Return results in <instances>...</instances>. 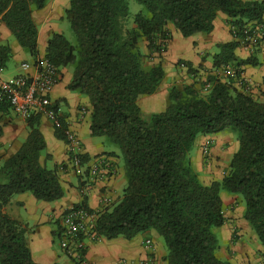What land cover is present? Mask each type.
Returning a JSON list of instances; mask_svg holds the SVG:
<instances>
[{
	"label": "trees",
	"instance_id": "16d2710c",
	"mask_svg": "<svg viewBox=\"0 0 264 264\" xmlns=\"http://www.w3.org/2000/svg\"><path fill=\"white\" fill-rule=\"evenodd\" d=\"M137 1L144 10L129 21L128 0H70L66 14L77 41L55 32L45 53L60 73L73 66L68 87L88 96L92 135L110 138L125 160L123 195L98 210L94 231L98 237L132 239L156 230L167 249V264H233L217 254L214 229L226 221L222 191L242 194L244 217L264 246V102L216 72L205 80L173 85L167 106L149 116L143 114L139 101L156 93L166 77L163 60L146 67L144 59L163 57L172 38L171 24L183 36L209 33L223 12L237 38L219 45L213 58L215 70L231 65L241 72V65H256L255 56L240 60L236 49L246 25L264 22V0ZM45 4L46 0H0V21L35 60L39 28L33 10ZM9 56L10 47L0 45V67H5ZM179 62L196 74L193 64ZM206 84L210 87L203 93ZM7 107L3 104L2 110ZM51 107L56 112V105ZM57 118L56 133L66 140L67 122ZM27 120V140L0 166V264H42L32 256L27 224L4 210L12 197L31 192L39 200L54 201L65 195L58 166L50 169L41 162L46 141L39 116ZM223 131L237 133L238 149L224 177L205 184L192 163L194 141L200 134ZM56 235L60 241L62 232Z\"/></svg>",
	"mask_w": 264,
	"mask_h": 264
},
{
	"label": "crops",
	"instance_id": "0c3cea01",
	"mask_svg": "<svg viewBox=\"0 0 264 264\" xmlns=\"http://www.w3.org/2000/svg\"><path fill=\"white\" fill-rule=\"evenodd\" d=\"M69 4L70 0H46L44 7L33 10V18L36 23L40 24L38 26L39 57L45 56L52 31L63 34V29L53 20L63 19ZM169 28L173 38L176 29L172 24L169 25ZM13 35L7 24L0 21V45L10 47V56L5 67L12 60H20V69L13 75L17 76L23 73V63H33L35 59L20 45L17 39L12 38ZM192 36L195 38L194 45L200 48L195 55L179 60H185L193 64L202 73L204 78L201 79L205 80L208 74L215 73V67L213 60L208 59V53H204L201 48L211 50L216 48V51H213L211 55L212 59L220 51L217 46L234 39L227 21V15L219 12L215 20V27L211 32L198 33ZM168 47L164 53L165 61L163 62L166 68V77L160 90L141 97L139 101L145 116L159 112L158 108L160 106H167L169 91L173 84L180 86L200 79L193 78V74L186 71V66L177 64L179 60L167 59ZM236 55L240 60L246 59L250 55L255 56L257 64L241 65V72L242 76L249 80L251 84L250 89L246 92L255 99L264 102V44L257 45L253 51L244 44H240L236 49ZM166 61H169L171 67L167 66ZM34 71V68L28 70L29 73ZM72 77L73 72L69 67L61 69L59 81L51 93V105H56L57 117L64 118L68 128L81 138L82 155L89 157V161L97 156H105L111 165L112 171L106 180L90 182L89 187L84 191V177L78 175L71 166L67 141L57 135L54 120L43 111L34 113V115L39 116V128L46 141V148L42 152L41 162L50 169L58 166L60 183L65 190V195L58 200L44 201L37 199L31 192L18 193L12 197L4 210L14 218L27 224L29 228L27 239L32 256L36 262L42 264H71L69 259L74 261L64 250L67 258L63 257L54 241L56 233H60L59 236H61V218L66 209L85 203L89 209L98 210L104 193L110 194L114 201H118L127 185L125 160L122 152H120L121 150L112 147L111 144L107 146L99 138L101 136L92 135L90 129L92 114L90 100L88 96L80 91H73L68 87ZM236 85L245 90L239 84ZM166 100H168L167 103ZM83 108L86 110L85 113L82 112ZM29 133L30 127L27 119L17 114L10 107L3 110L0 115V166L6 159L21 149ZM206 139H212L213 145L210 157L202 161L201 145ZM198 140V155L193 156L200 166L203 180L210 183L221 179L225 167L238 149L237 134L232 131H223L216 134L202 135ZM62 165H65L64 169L61 168ZM221 196L225 206L226 221L221 227L215 228L216 234L220 233L218 256L223 260H230L233 264H264V246L244 217V201L239 195L227 191H222ZM148 239L152 242L149 247L146 245ZM85 242V258L88 264H144L147 259H152L154 264H167L165 261L167 249L163 238L156 230L141 232L132 239L124 236L112 239L100 236L95 240L86 238ZM74 263L77 264L75 261Z\"/></svg>",
	"mask_w": 264,
	"mask_h": 264
},
{
	"label": "built area",
	"instance_id": "2783aa9c",
	"mask_svg": "<svg viewBox=\"0 0 264 264\" xmlns=\"http://www.w3.org/2000/svg\"><path fill=\"white\" fill-rule=\"evenodd\" d=\"M236 34H233V37ZM240 44H244L251 51L257 45L264 44V22L248 24L242 30V37L238 38ZM185 66L184 63L181 64ZM34 68L33 73L28 70ZM23 73L13 76L9 79L3 77L4 67H0V115L2 114V105L7 104L17 114L25 119L30 118L36 111L47 113L60 126L56 112L51 107V93L60 78L59 68L48 58L38 57L33 63L22 64ZM223 79L234 80L236 84L242 86L245 91L251 87L249 80L242 76L237 68L227 65L215 70ZM210 84H206L207 90ZM85 109L82 112L85 113ZM68 144V153L71 166L77 174L84 177L83 190L89 187L90 182H102L108 178L111 170L105 156H97L89 162H85L82 156V140L70 128L65 131ZM210 141H207L209 145ZM62 169L65 165L61 166ZM114 198L104 193L101 198V206L98 210L112 204ZM98 210H91L85 206L75 205L63 213L61 218L62 237L60 240L61 248L78 264H88L85 258L86 238L95 240L98 235L94 231L95 221L98 216ZM151 240H146V245H151ZM85 251V252H84ZM144 264H154L152 259H147Z\"/></svg>",
	"mask_w": 264,
	"mask_h": 264
},
{
	"label": "rangeland",
	"instance_id": "374dc122",
	"mask_svg": "<svg viewBox=\"0 0 264 264\" xmlns=\"http://www.w3.org/2000/svg\"><path fill=\"white\" fill-rule=\"evenodd\" d=\"M128 2H129V16H128V19H129V21H132L136 13L140 12L141 10H144V6L142 4H140L137 0H128ZM53 21H56L60 25V27L63 29V34L72 43H76L77 37H76V34L73 31V29L71 28L70 21H69V18H68V16H67L66 13H65V16H64L63 19H60L58 21L57 20H53ZM38 26H40V24H38ZM53 33H54V31H52L50 35H52ZM173 35L174 36H173V38H171V41L168 40V42H167V47H168V44L170 42L169 47H168V52H167V59H170V60H173V61L174 60H179V59H186L187 56L195 55V53L200 48V47L198 48V47H196V45H194L193 41L195 40V38L193 36H183L178 31H176ZM171 37H172V32H171ZM12 38L13 39H16L14 35L12 36ZM144 44L145 43H142V49L144 51H147V48L145 47ZM217 47H218V49H220L219 46H217ZM201 49L204 51V53H206V52L208 53V59L209 60H213V57L211 59V55H212L213 51H216V48H213V50L208 49V48H201ZM30 56H31V54H30ZM162 59H163V62H164L165 61L164 54H163V57L162 58L158 57V55H156V54L155 55H150L146 59H144V65L146 67H150L152 65H156L158 62L162 61ZM20 63H21L20 60L19 61H14V60L10 61L8 63V65H7V67L4 68L3 77L5 79L11 78L15 74V72L18 69H20V66H21ZM166 64H167L168 67L170 66L169 61H166ZM177 64H182V63L178 61ZM67 67H69V69H71L72 72H73V66L70 65V66H67ZM165 70H166V68H165ZM186 71L188 72V69ZM193 76H194L193 78H204L203 75H202V73L200 72V70H197L196 74H194ZM187 84L188 83H184L183 85H187ZM161 86H162V84L160 85V88H161ZM160 88L158 89V91L160 90ZM205 92H207L206 89H204L203 93H205ZM167 102H168V100H166V103ZM163 107H165V106H160L158 108L159 109L158 111L162 110ZM202 135L203 134L198 135V137L194 141V145H193L192 150H191L192 163H193V166H194L195 170L199 174V177H200L201 181L203 183H205V184H210L211 182L210 183H207L206 180L205 181L203 180V178H202V172L199 169L200 166L196 163V160L194 158V156H197L198 155L197 154L198 153V149H199V140L198 139ZM99 138L101 140H103L107 144V146L111 144L112 147H114V148L117 147L118 150L120 149L117 145H115L114 143H112V141L110 140V138H108L106 136H101ZM207 141H210L209 142V145H207ZM212 145H213V140L212 139H206L205 141H203V143L201 145V152H200L202 161L204 159H207L208 157H210ZM229 163H230V161L228 162V165L224 169L222 178L224 177V174H225L226 170L228 169ZM221 179H219V180H221ZM232 194L239 195L242 198V200L244 201V198H243L242 194H239V193H232ZM244 204H245V201H244ZM214 232H215V229H214ZM216 236H217V238H219L220 233L218 232V234H216ZM54 241H55L56 247L58 248V250L61 253V255L63 257H65V258H67L66 257V254L64 253L63 249L61 248L60 241H59V238H58L57 235L54 237ZM69 262L71 264H75L74 261H72L70 259H69Z\"/></svg>",
	"mask_w": 264,
	"mask_h": 264
}]
</instances>
